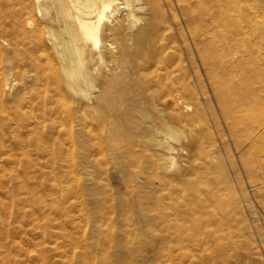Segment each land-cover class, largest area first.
Listing matches in <instances>:
<instances>
[{
	"label": "bare ground",
	"instance_id": "6f19581e",
	"mask_svg": "<svg viewBox=\"0 0 264 264\" xmlns=\"http://www.w3.org/2000/svg\"><path fill=\"white\" fill-rule=\"evenodd\" d=\"M234 1L0 0V164H15L21 233L30 234L27 215L31 237L55 239L84 264L114 245L107 264L165 253L220 260L221 246L202 254L201 240L218 241L183 165L200 115L189 113L196 58L229 83L217 85L225 106H264V20L235 22ZM262 133L244 159L252 173L264 124ZM77 166L84 177L75 185Z\"/></svg>",
	"mask_w": 264,
	"mask_h": 264
},
{
	"label": "rangeland",
	"instance_id": "374dc122",
	"mask_svg": "<svg viewBox=\"0 0 264 264\" xmlns=\"http://www.w3.org/2000/svg\"><path fill=\"white\" fill-rule=\"evenodd\" d=\"M207 5L212 6V10L215 8L213 2ZM230 7H233L230 16H234L235 22L251 18L259 22L264 20V0H235ZM198 60H195L192 80L196 97L189 113L194 116L199 108L200 115L189 124L195 147L187 149L183 167L189 168L190 188L194 191L193 205H205L201 208V212L204 211V225L215 237V241H218V246H215L216 242L201 240L202 254L210 255V252L215 250L217 253L218 247L221 246L220 260L206 264H264V151L256 172L248 170L244 161L250 147L263 138L264 106L259 108L252 100L243 105L225 106L217 85L228 86L229 83L227 80H213V69H208L210 75ZM11 68L10 81H19V76L14 68ZM249 82L253 84L254 80ZM240 93L241 89L238 88L234 97H239ZM104 152L109 155L108 149ZM212 156L215 157V162L211 161ZM219 162L224 164V169L216 166ZM13 165L15 164H0V264H84L78 254H63V245L55 239L47 237L43 241L31 237H38L37 229L29 225L27 215L24 216L25 227L32 234H27L30 236L28 238L26 233L19 231L18 225L22 216L17 219L11 196V192L18 194L15 175L12 173ZM74 171L72 183L76 185L78 180L84 177V172L79 166ZM109 183L116 188L111 179ZM186 191L181 190L179 194L185 196ZM83 194L87 197L84 189ZM215 233L219 236L214 235ZM88 242L92 243L90 240ZM115 246L113 250L110 246L96 253L93 258H96L99 264H107L108 259L115 257ZM172 257L165 253L160 257V261L154 259L148 264H175L176 260L179 261H176V264H191V258L180 263V258L174 261Z\"/></svg>",
	"mask_w": 264,
	"mask_h": 264
}]
</instances>
